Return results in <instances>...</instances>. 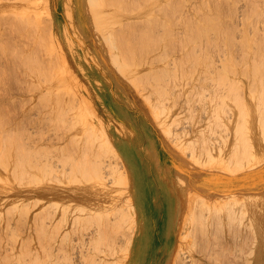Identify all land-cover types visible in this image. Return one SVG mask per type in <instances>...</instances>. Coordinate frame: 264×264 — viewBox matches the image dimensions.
I'll return each mask as SVG.
<instances>
[{
  "label": "rangeland",
  "instance_id": "obj_1",
  "mask_svg": "<svg viewBox=\"0 0 264 264\" xmlns=\"http://www.w3.org/2000/svg\"><path fill=\"white\" fill-rule=\"evenodd\" d=\"M57 1L50 0V13L39 14L42 0H0V264H46L38 261V251L52 242L66 241L64 223L75 228L74 239L78 232L94 229L103 221L106 224L109 214L127 209L130 199L136 219L142 206L141 214L150 219L138 221L128 264H168L167 257L179 248L180 260L186 261L175 259V264H241L239 258L255 249L251 228L264 224V152L260 153L264 142L257 140L264 127V31L245 20L255 19L253 2L261 8L257 15L261 26L264 0H116L112 7L106 4L109 10L104 8L112 16L107 19L113 20L112 10L122 5L126 12L118 9L119 15L114 11L116 22L127 15L129 19L124 18L134 25H121L123 36L119 23L110 21L109 26L119 29L120 35L113 31L120 36H113L118 50L112 34L107 41L96 37L89 19L78 14L80 0H70L71 10H65L70 22H63L62 13L52 9ZM125 6L130 10L135 6V13L142 11V16L129 9L128 15ZM14 9L28 16L22 13L15 17L10 14ZM51 17L56 20L54 29L43 31ZM136 17H147L146 25ZM137 33L141 40L135 38ZM130 59H136L133 64L141 63L134 66L137 70L133 67L130 71ZM143 70L147 72V84L141 80L146 92L137 80ZM134 71L139 74L137 79ZM255 79H261V86L251 89L250 82ZM224 83L227 89L221 95L218 88ZM156 102L162 107H156ZM247 109L250 113L246 115ZM231 111L232 121L228 116ZM242 120L248 124L243 130L239 126L242 136L236 134L238 137H232L228 144L234 151L244 152L247 133L252 128V133L258 131L256 141L254 133L250 137L256 156L250 163L242 162L243 153L237 156L229 152L223 136L219 138L224 141L219 144L226 147L223 151L210 147L215 141L218 145L215 133L235 135L233 127L238 130L239 123L244 127ZM185 122L194 124L192 129L186 126L194 128L192 135ZM179 126L190 131H185L190 139L181 134ZM198 129L204 131L199 135ZM239 136L245 141L241 150ZM209 138L216 140L209 144ZM234 139L237 142L232 143ZM234 153V159L241 161L238 168L237 160L231 162ZM102 179L111 187L108 192L101 189ZM51 187L61 194V206L51 196L40 198L39 194ZM97 201V206L88 209ZM168 201L171 219H167L164 207ZM82 202L86 207L80 209L77 205ZM225 209L233 213L227 214ZM51 219L62 223L49 229ZM40 220L46 224L42 230ZM121 226H116L117 232L113 226L109 229L114 233L103 232L112 237L119 229L123 231ZM64 260L56 259L58 264Z\"/></svg>",
  "mask_w": 264,
  "mask_h": 264
},
{
  "label": "bare ground",
  "instance_id": "obj_2",
  "mask_svg": "<svg viewBox=\"0 0 264 264\" xmlns=\"http://www.w3.org/2000/svg\"><path fill=\"white\" fill-rule=\"evenodd\" d=\"M114 3H113V2ZM170 1V0H169ZM168 1V2H169ZM115 2H116V0L114 1V0H80V2H79V4H76V10L78 11V14L81 16V15H83L87 20L89 19V22H90V26L93 28V31H95L96 32V37H98V38H102L104 41H107V39H108V37H109V35L110 34H112L111 35V37H113V36H119L120 34L119 33H117V30H119L118 29V27H117V29H116V26L115 25H113V26H115V27H113V26H109L110 24V21L112 20V19H107V17H109V16H111V15H109V7H112L111 6V4L112 5H115ZM123 2H125L124 0H123ZM122 2V3H123ZM163 2V1H162ZM228 3V2H227ZM42 4H43V6H40L39 8H38V10H39V14L40 13H50L51 12V8H50V6L52 5H50V0H42ZM54 4V3H53ZM57 6L56 5H53V10H55V11H60L61 13H62V15H63V22H68L69 20H67L66 21V12H65V10L66 11H68V10H71V7H70V0H58L57 1ZM106 4H107V6L110 4V6H108V8H107V6H106ZM121 4V3H120ZM9 4H7V6H8ZM71 5H73V4H71ZM236 5H238V4H236ZM252 5L255 7V11L254 12H252V14H254V17H255V19L252 17L251 19L250 18H245V20L246 21H248V23L249 24H255L256 23V27L257 28H260L261 27V30H262V32L264 31V18H262V24H261V26L260 25H258V13H260L259 11L261 10V8H259V6L258 5H256L255 3H253L252 2ZM104 6V7H103ZM122 6V5H121ZM118 7L116 10L115 9H113L112 11H113V14H112V12H111V10H110V13L112 14V15H115L116 16V14H114L115 12H117L118 13V9L119 10H121L123 13L124 12H126L124 9V7ZM56 7V8H55ZM126 7V6H125ZM232 7H233V5H232ZM238 7H240L241 8V6L239 5ZM108 9V10H106L105 11V9ZM123 8V9H122ZM134 8H135V6H134ZM134 8H132L131 10H133ZM129 8L128 7H126V10L128 11L127 13H128V15L130 14L129 13V10H128ZM144 9V8H143ZM234 9V7L232 8V10ZM242 9V8H241ZM130 10V12H134L135 13V11L133 10V11H131ZM235 10H237L236 8H235ZM108 11V12H107ZM115 11V12H114ZM121 11H119V12H121ZM146 11V10H145ZM136 12H139V10L138 11H136ZM141 12V14H142V11H140ZM233 12H234V10H233ZM236 12V11H235ZM239 11H237V13H238ZM262 12L264 13V9L262 10ZM22 13H24V14H27V15H25V16H23V17H27L28 16V13H26V12H24V11H19V12H15V9L14 10H12L11 11V15H14L15 17H18L20 14H22ZM146 13H147V11H146ZM144 14L145 16H147V14ZM232 13V12H231ZM119 14V13H118ZM135 14H137V13H135ZM138 15V16H142V15ZM52 15V14H51ZM120 15V14H119ZM134 15V14H133ZM249 16H250V14H248ZM113 17L114 19L112 20L114 23H119L118 24V26H119V28H120V31H122L121 29V25H123L124 27H125V24L127 25V23H128V25L129 24H132V22L130 23L129 21H128V17H127V15H126V17H125V15H122L121 17H123L122 19H124V20H126L125 18H128L125 22H123L124 20H122V22L124 23V24H121L122 22H121V20L119 19V21L118 22H116L117 20H115L116 18H117V16L116 17ZM125 17V18H124ZM131 17V16H130ZM111 18H112V16H111ZM119 18H120V16H119ZM137 18V17H136ZM139 18V17H138ZM137 18V19H138ZM141 18V17H140ZM55 18H53V17H51V20L50 21H48L47 23H48V25H46L45 23V27H44V25L42 26V29H43V27H44V29H43V31H45V29L46 28H52V29H54V22L56 21V20H54ZM135 18H131V21L132 20H134ZM136 19V20H137ZM142 19H143V17H142ZM142 19H138L137 21L139 22H147V21H144L145 19L147 20V17H144V20H142ZM232 19V18H231ZM231 19L229 18V20H230V22H231ZM242 19V18H241ZM142 20V21H141ZM234 20V19H233ZM135 21V20H134ZM200 21H202V20H200ZM203 21H204V19H203ZM70 22V21H69ZM127 22V23H126ZM137 22V23H138ZM139 22V23H140ZM206 22H209L210 23V21L208 20V21H206ZM112 23V22H111ZM134 23V22H133ZM213 23V25H214V22H212ZM232 24L233 23H235V22H231ZM259 23H261V22H259ZM59 25V24H58ZM67 25H69V24H67ZM71 25V24H70ZM127 25V26H128ZM145 25H146V23H145ZM130 26H134L133 24L132 25H129V27ZM85 27V26H84ZM87 27V26H86ZM109 27H113V28H110V30H112V32H110V30H109ZM127 28V27H126ZM131 28H133V27H131ZM256 28V29H257ZM39 29V26H37V30ZM41 29V28H40ZM39 29V31H42V29L40 30ZM62 29V28H61ZM116 29V30H115ZM147 29V28H146ZM56 30V29H55ZM260 30V31H261ZM42 31V32H43ZM88 31V30H87ZM115 32V34L117 33V34H119V35H114V32ZM110 32V33H109ZM119 32V31H118ZM122 33H123V31H122ZM135 33V32H134ZM56 34V33H55ZM136 34V33H135ZM139 34H140V36H142V32L140 31L139 32ZM138 33H137V36L135 37V38H139V40H141L140 39V36L138 37V35H139ZM263 34V33H262ZM261 34V35H262ZM53 35V34H52ZM93 36V35H92ZM123 36H124V33H123ZM144 36V35H143ZM213 36V35H212ZM263 36V35H262ZM53 37H54V35H53ZM57 37V36H56ZM110 37V38H111ZM120 37V36H119ZM91 38V37H90ZM135 38H133V39H135ZM142 38V37H141ZM144 38H145V36H144ZM234 38V37H233ZM254 38V37H253ZM261 38V37H260ZM94 39V41H95V38H93ZM114 39V37L111 39V40H113ZM116 39V38H115ZM114 39V40H115ZM117 39H118V37H117ZM214 39V38H213ZM90 40V39H89ZM91 40H92V38H91ZM113 40V41H114ZM119 40V39H118ZM54 41H55V38H54ZM115 42H116V40H115ZM121 42H123V39H122V41ZM120 41H119V43L120 44H122ZM240 42H242L241 41V39H240ZM102 43H103V41H102ZM108 43V42H107ZM193 43V42H192ZM195 43V42H194ZM193 43V44H194ZM98 44V43H97ZM96 44V45H97ZM106 44V43H105ZM110 44V42L108 43V45ZM113 44L116 46L115 47V49L116 48H118L117 46V42H116V44L113 42ZM93 45V44H92ZM95 46V45H94ZM106 46H107V44H106ZM112 46V45H111ZM195 46H196V44H195ZM96 47V46H95ZM108 47V46H107ZM109 47H110V45H109ZM111 48V47H110ZM99 49V48H98ZM107 49H109V48H107ZM112 49V48H111ZM122 49V48H121ZM120 48H119V50H120V53H121V50ZM123 49H125V48H123ZM116 50H118V49H116ZM115 50V51H116ZM106 51V50H105ZM226 52V51H225ZM224 52V53H225ZM99 53V52H98ZM101 54V53H100ZM108 54V53H107ZM112 54H113V52H112ZM115 54V53H114ZM119 54V53H118ZM226 54H227V52H226ZM225 54V55H226ZM124 54H122V56L121 57H123V61H124V56H123ZM132 55H134L133 53H132ZM225 55H223L222 56V58L225 56ZM229 55V57H230V54H228ZM100 56V55H99ZM118 56V55H117ZM125 56H127V54H125ZM129 56V55H128ZM127 56V57H128ZM105 57H106V55H105ZM109 57V56H108ZM108 57H106V58H108ZM126 57V59L125 60H128V58ZM130 57H132V56H130ZM218 57H220L219 56V54H218ZM112 58V57H111ZM100 59H102L101 58V56H100ZM229 59V58H228ZM113 60V59H112ZM136 61V59H133V60H131L130 59V62H127V63H129V65H127V66H131V64L133 65L132 67H130L131 69H130V71L133 69V67L134 66H136V64L137 63H139V62H136V64L134 65L133 64V62H135ZM217 60V59H216ZM219 60V59H218ZM223 60V59H222ZM225 60H226V58H225ZM225 60H223V61H225ZM108 61V60H107ZM119 61V60H118ZM117 61V62H118ZM129 61V60H128ZM199 61H200V59H199ZM114 63H115V61H113ZM132 62V63H131ZM219 62H221V60H219ZM112 63V62H111ZM113 63V64H114ZM125 63V62H124ZM119 64H120V61H119ZM122 64V63H121ZM120 64V65H121ZM139 64H141V63H139ZM143 64V63H142ZM145 64H147V63H145ZM226 64V63H225ZM103 65H104V62H103ZM106 65V64H105ZM120 65H119V67H120ZM125 65H126V63H125ZM205 65V64H204ZM115 66H116V64H115ZM114 66V67H115ZM200 66V65H199ZM206 66V65H205ZM208 66V65H207ZM210 66H212V65H210ZM215 66V65H214ZM225 66V65H224ZM263 66H264V64H263ZM262 66V67H263ZM106 67H107V65H106ZM105 67V68H106ZM109 67V66H108ZM108 67H107V70H108ZM114 67L112 68V69H114ZM124 67V66H123ZM126 67V66H125ZM209 67V66H208ZM208 67H206V68H208ZM221 67V66H220ZM227 67V66H226ZM225 67V68H226ZM135 68V67H134ZM137 68V67H136ZM133 69V70H137V69ZM143 68H145L144 67V65H143ZM205 68V69H206ZM215 68V67H214ZM225 68H223L224 70H226ZM111 69V68H110ZM109 69V70H110ZM210 69V68H209ZM209 69H208V71H209ZM261 69V68H260ZM207 70V69H206ZM206 70H204V72L205 73H207L208 71H206ZM212 70H213V68H212ZM216 70V69H215ZM215 70H213V71H215ZM262 70H263V68H262ZM112 71V70H111ZM120 71V70H119ZM142 71V70H141ZM148 71V70H147ZM202 71H203V69H202ZM211 71V70H210ZM212 71V72H213ZM221 71H223V70H221ZM264 71V70H263ZM263 71L261 72V73H263ZM134 72H137V71H134ZM143 72H144V70H143ZM146 72V71H145ZM145 72L144 73H139L140 75H141V78L140 79H137L138 78V76H139V74H138V72L136 73V74H138V75H136L137 77H135V79H137V80H140V82L142 83V79L144 80L143 82L144 83H146L147 84V78H145V77H147V72H146V74H145ZM149 72V71H148ZM203 72V73H204ZM225 72V71H224ZM110 73V72H109ZM112 73V72H111ZM113 73H115V72H113ZM122 73V72H121ZM209 73H211V72H209ZM260 73V72H259ZM260 73V74H261ZM123 74V73H122ZM142 74H144V76H143V78H142ZM264 74V73H263ZM263 74H262V76H261V78L263 77ZM117 75V74H116ZM115 75V76H116ZM146 75V76H145ZM227 75V74H226ZM238 75V74H237ZM258 75V74H257ZM257 75L255 76V75H253L254 77H256L257 78ZM229 76H232L231 74L229 75ZM228 76V77H229ZM251 76V75H250ZM252 76V77H253ZM113 77H114V74H113ZM119 77V76H118ZM117 77V78H118ZM251 77V78H252ZM253 77V78H254ZM120 78V77H119ZM133 78V77H132ZM132 78H130V79H132ZM146 79V81H145V79ZM233 78H234V76H233ZM260 78V77H259ZM258 78V79H259ZM115 79V78H114ZM130 79H129V81H130ZM228 79H230V78H227V80ZM116 80V79H115ZM118 80H120V79H118ZM127 80V79H126ZM137 80H136V82H137ZM231 80V79H230ZM229 80V81H230ZM239 80L240 79H238V81L237 82H239ZM121 81V80H120ZM247 81H249V80H247ZM253 81V80H252ZM260 81H261V79H260ZM259 80H254L253 82H250L251 83V85H249L250 87H251V89L252 88H255V89H258L257 87L258 86H261V82H260ZM263 81V80H262ZM128 82V81H127ZM231 82H232V80H231ZM234 82V81H233ZM237 82H235L236 84H238ZM138 83H139V81H138ZM140 83V84H141ZM228 83V82H227ZM239 83H241V82H239ZM242 83H244L245 84V82H242ZM119 84V83H118ZM220 84V83H219ZM249 84V83H248ZM248 84H246V86L248 85ZM120 85V84H119ZM139 85V84H138ZM222 85V84H221ZM141 86H143L144 88H145V85L142 83L141 84ZM138 87H140V86H138ZM137 87V88H138ZM248 87V86H247ZM263 88H264V85L262 86ZM144 88H142V89H144ZM217 88H218V86H217ZM141 89V88H140ZM140 89H138V90H140ZM166 89V88H165ZM220 89V90H219ZM224 89H227V87H226V85H225V83H224V86H220L219 88H218V90L219 91H221V95L223 94L222 92H224L225 90ZM250 89V88H249ZM134 90V89H133ZM145 90V92L147 91V86H146V88L144 89ZM159 89H157V91H158ZM161 90V89H160ZM159 90V91H160ZM167 90V89H166ZM224 90V91H223ZM264 90V89H263ZM135 91H136V89H135ZM158 91V93H160ZM250 91V90H249ZM162 92V91H161ZM161 95H162V93H160ZM224 94H225V92H224ZM160 95V96H161ZM167 97V96H166ZM264 98V97H263ZM164 99H166L165 97H164ZM142 101V100H141ZM159 102H161V101H159ZM155 104V103H154ZM220 104V103H219ZM263 104V103H262ZM142 105H143V103H142ZM157 105V106H156ZM145 106V105H144ZM155 106L156 107H160V105L159 104H157V102H156V104H155ZM220 106V105H219ZM158 107V108H159ZM162 107V106H161ZM160 107V108H161ZM210 108V107H209ZM220 108V107H219ZM222 109H223V107H221ZM226 108V107H225ZM208 109V108H207ZM211 109V108H210ZM231 109V108H230ZM249 109V108H248ZM248 109L247 110H242V111H244L245 112V114L247 115V114H249L248 113ZM216 110V109H215ZM214 110V112L215 113H217L218 112V110H221V109H217V112ZM228 110V109H227ZM237 110H238V108H237ZM164 111V110H163ZM206 111H208V110H206ZM230 111V110H229ZM228 111V112H229ZM241 111V112H242ZM247 111V112H246ZM210 112V111H209ZM208 112V113H209ZM223 112H225V111H223ZM232 112V113H231ZM230 112V114L228 115V113L227 114H225L226 115V117H227V115L228 116H231V114H234L233 113V111H231ZM240 112V113H241ZM204 113H207V112H204ZM239 113V114H240ZM242 115L244 116V113H242ZM245 115V116H246ZM202 116V115H201ZM200 116V117H201ZM205 116H206V114L204 115V118H205ZM235 116V115H234ZM238 115H236V117H237ZM243 116H241V118H243ZM249 116V115H248ZM252 116H254V115H252ZM212 117V116H211ZM224 117V116H223ZM240 117V116H239ZM247 117V116H246ZM245 117V118H246ZM221 118H222V116H221ZM231 118V121L233 120V116H231L230 117ZM235 118V117H234ZM244 118V119H245ZM168 119H170V117H168ZM228 119V117L225 119L226 121V124H227V120ZM236 119H238V118H236ZM247 119V118H246ZM249 120V119H248ZM194 121V119L191 121V124H192V122ZM196 121L198 122V120L196 119ZM195 121V122H196ZM206 121V120H205ZM212 121V120H211ZM236 121V123H237V120H235ZM239 121V120H238ZM243 121V120H242ZM246 121V120H245ZM260 121V120H259ZM197 122H196V124H197ZM208 122H209V120H208ZM208 122H206V123H208ZM251 122H254V120L253 121H251ZM258 122V121H257ZM263 121L261 120V122H260V124L262 123ZM178 123V122H177ZM194 123V122H193ZM220 123V122H219ZM222 123V122H221ZM228 123H229V121H228ZM230 123H232V122H230ZM183 125H184V123H182ZM196 124H195V126H196ZM199 124V123H198ZM197 124V126H199ZM210 124V123H209ZM225 124V125H226ZM234 124H235V122H234ZM244 124V121L242 122V125ZM255 124V123H254ZM263 124H264V122H263ZM189 127L190 126H192V127H194L193 125H190V122H189ZM187 125V122H185V129H189V127L187 128L186 126H188ZM222 125H223V123H222ZM246 125H248L247 124V122H246ZM245 124H244V127L242 126L241 127V123H239L237 126H238V130H237V127H233V129H236V130H232V132L234 131V133H235V135L234 134H231V133H228V131L226 132V133H228L227 134V136H224L223 134L225 133V132H222V130L223 131H225V130H227V128H225V127H223L224 129H222L221 130V132L222 133H220V132H217V133H215L217 136H215L214 135V133H213V131H212V136H215V138L216 139H218L219 140V142H218V145H215V143H217L215 140V138H214V140H212L213 142H214V144H212L210 147L214 150H216L217 151V148H218V152H219V149H221L222 151L224 150V148H226L225 147V144H223L224 143V141H226L227 142V145L226 146H228L231 142L229 141L232 137L234 138V137H238V135H240L242 132H239L240 131V129H239V126H240V128H241V130H243V128H245V127H247ZM259 125V124H258ZM181 126V125H180ZM179 126V127H180ZM195 127L196 129L198 128V127ZM224 126V125H223ZM230 126V125H229ZM251 126V125H250ZM262 126V125H261ZM251 127H253V126H251ZM181 128V130L182 129H184V128H182V127H180ZM199 128H201V127H199ZM230 128V127H229ZM257 128V127H256ZM264 128V127H263ZM262 127L260 128L262 131V136H259L258 137V135H257V140L259 139V141H261L260 139H262V142H264V140H263V134H264V129H263ZM190 129H192L191 127H190ZM189 129V130H190ZM195 129V130H196ZM232 129V128H231ZM230 129V130H231ZM249 129V128H248ZM258 129V128H257ZM185 130L186 132L188 131V132H190L191 131V135H192V132L194 131V128H193V131L192 130ZM210 130V129H209ZM216 130V129H215ZM229 130V129H228ZM230 130H229V132H230ZM246 130H247V128L245 129V132H246ZM252 130L253 131H255V129H253L252 128ZM252 130L250 129L249 130V132L247 133L248 135H249V137H247L248 139H246L247 141L245 142L240 136V138H238L240 141H238L237 142V138L236 139H234V141H232V143H235V141L238 143V145H239V150H241V148L243 147V144H245V143H248L247 145L245 144L244 145V147H245V149H244V147L242 148V149H244V150H246V151H244V150H242V151H244V152H237V151H234V149L232 148V146L231 145H229V147L231 146V149L228 147V151L230 152V150H232V151H234L236 154H237V156H238V154H241V153H243L244 154V156L246 157L245 159L243 158L244 156H243V154L242 155H240L241 157L240 158H242V162L244 161V160H248L247 161V163H250L249 161H251L252 160V157H254L253 156V147H252V145L254 144L252 141V137H253V133H252ZM180 131V130H179ZM183 131V133H181V134H184V133H186L184 130H182ZM201 131H204L203 129L201 130ZM200 131V132H201ZM235 131H237V133L235 132ZM248 131V130H247ZM181 132V131H180ZM180 132H176V133H180ZM187 132V133H188ZM198 132H199V129H198ZM200 132L198 133L199 135H200ZM260 132V133H261ZM176 133H174V136H175V134ZM186 133V134H187ZM194 133V132H193ZM219 133H220V135H219ZM256 133H258V131L256 132ZM256 133H254L255 135H254V141H256L255 140V138H256ZM195 134H196V132H195ZM195 134L193 135V136H195ZM236 134H238V135H236ZM177 135V134H176ZM180 135V134H179ZM211 135V134H210ZM246 134L244 133V136H245ZM248 135H246V136H248ZM185 136V135H184ZM183 135H182V137H184ZM187 136V138H189L190 139V135L189 134H187L186 135ZM185 136V137H186ZM220 136L222 137H224V138H226L224 141H222L223 143H221V144H219L221 141H220ZM241 136H242V134H241ZM244 136H243V138H244ZM252 136V137H251ZM179 138H181V136H178ZM205 137V136H204ZM208 137H210V136H208ZM222 137V138H223ZM251 137V138H250ZM261 137H263V138H261ZM207 138V137H206ZM206 138H205V141H206ZM213 138V137H212ZM250 138V139H249ZM182 139H185V138H182ZM210 139V138H209ZM208 139V140H209ZM241 139L243 140V141H241ZM249 140V141H248ZM212 141H211V139L208 141L209 142V144H211L212 143ZM203 142V141H202ZM207 142V141H206ZM205 142V143H206ZM211 142V143H210ZM225 142V143H226ZM245 142V143H244ZM249 142H250V144H249ZM258 142V141H257ZM261 142V143H262ZM229 143V144H228ZM242 145H241V144ZM260 142H258V145H260L261 144ZM252 144V145H251ZM256 144V143H255ZM263 144V147H264V143H262ZM221 145L223 146V148H221ZM236 145L237 144H234V148L236 147ZM255 146V145H254ZM220 147V148H219ZM241 147V148H240ZM262 149V147H259L258 148V151H259V149ZM237 149V148H236ZM235 149V150H236ZM257 149V148H256ZM260 149V150H261ZM264 149V148H263ZM200 150V149H199ZM214 150V151H215ZM195 151H197V150H195ZM201 151H202V149H201ZM203 151H205L204 150V148H203ZM231 151V152H232ZM264 152V150H261L260 151V153L261 152ZM204 153V152H203ZM203 153H202V155H203ZM217 153V152H216ZM222 153V152H221ZM221 153H219L220 155H218V156H221ZM227 153V152H226ZM235 153H234V155H233V159L231 158V162L233 163H235V161L237 160V162L235 163V165L237 164V163H239V162H241L240 161V158H238V159H234V157L236 156L235 155ZM248 153V154H247ZM257 153H259V152H257ZM201 154V153H200ZM205 154V153H204ZM223 154V153H222ZM232 154V153H231ZM231 154H230V157H231ZM252 154V155H251ZM255 154V153H254ZM264 154V153H263ZM198 155V154H197ZM201 155V156H202ZM226 155V154H225ZM228 155V154H227ZM257 155V154H256ZM236 156V157H237ZM264 156V155H263ZM223 157V156H222ZM230 157H229V159H230ZM249 157H251V158H249ZM256 157V156H255ZM225 158V157H224ZM220 159V158H219ZM251 159V160H250ZM227 160V159H226ZM232 160H235V161H232ZM38 161H39V159H38ZM41 161V160H40ZM39 161V162H40ZM230 161V160H229ZM239 161V162H238ZM32 162V161H31ZM34 162V161H33ZM32 162V164L36 167L39 163H37V165H35V163H33ZM37 162V161H36ZM228 162V161H227ZM226 162V163H227ZM245 163H246V161H244ZM243 162V163H244ZM243 163L241 164H239V165H242L243 166ZM32 164H30L33 168H34V166L32 165ZM49 164V163H48ZM47 164V165H48ZM29 165V166H30ZM40 165H42L43 166V164H41L40 163ZM46 165V164H45ZM54 165V164H53ZM229 165V164H228ZM30 166V167H31ZM51 166V165H50ZM230 166V165H229ZM237 166V168H238V165H236ZM236 166H235V168H236ZM37 167H41V166H37ZM36 167V168H37ZM47 167H49V165L47 166ZM53 167V166H52ZM51 167V168H52ZM233 167V166H232ZM253 167H257V166H253ZM36 168H34V169H36ZM42 168V167H41ZM235 168L233 167V169L235 170ZM32 169V168H31ZM40 169V168H39ZM52 169H54V168H52ZM243 169V168H242ZM49 170H50V168H49ZM233 170V171H234ZM239 170L240 169H238V172H239ZM53 171H55V170H53ZM232 171V170H231ZM57 174H60V172H56ZM232 173V172H231ZM234 174V173H233ZM63 175H65V173H64V171H63ZM262 175V174H261ZM57 177H58V175H56ZM264 176V175H263ZM58 179H59V177H58ZM63 179V178H62ZM60 181V180H59ZM58 182V181H57ZM61 182H62V180H61ZM124 182H125V179H124ZM111 184H113V181L111 182ZM111 188V187H110ZM110 188H108L107 186H106V184H105V182H104V180L102 179V184H101V189L104 191H106V192H108L107 190H109ZM45 190H47V189H45ZM58 189L56 188V190H54V187H51L50 189H48L47 191H45V193L43 192L42 194H39V196H40V198H41V196L42 195H44V196H51L52 198H53V200L55 201V199H56V202H57V204L59 203H61V200L60 201H58V199H60V195L61 194H59L58 193V191H57ZM56 191H57V193H56ZM149 192V191H148ZM165 193H167V192H165ZM261 193V192H260ZM108 194H110V191H109V193ZM57 196V197H56ZM166 196V195H165ZM193 196V195H192ZM195 196V195H194ZM193 196V197H194ZM229 196V195H228ZM197 198V197H196ZM41 199H43V198H41ZM198 199V198H197ZM193 202V201H192ZM232 202V201H231ZM239 202V201H238ZM249 202V201H248ZM97 203H98V201L97 202H95V204H91V205H89V204H87V205H89L88 206V209H90V208H92L93 206H97ZM241 203V202H240ZM58 204V206H61V204L59 205ZM127 204H128V206H127V209H125L124 211H115V215L113 216L112 214H109V215H111L110 216V218L111 219H109V217H108V221H106V224H105V222L102 224L101 222L98 224V226L96 227V228H94V229H91V230H87L86 229V231H84V232H78V233H76V236H75V238L73 239L71 236H72V234L74 233V231H75V228L72 226V224H70L69 222H67V223H64L63 224V226H62V230L64 231V232H66L67 233V235H68V237H67V239H66V241L64 242V243H59V242H52V243H50L49 244V246L48 247H46L45 249H43L42 247H40V249H39V253H38V261L39 262H41L42 260H44V262L46 263V264H48V261H49V264H58V262L56 261V259L58 258V257H62L63 259H65L64 260V262L62 263V264H128L129 263V257H130V250H131V245H132V240L134 239V236H135V230H136V228H137V225H138V221L140 220V221H143L144 219H147V220H149L150 218L148 217V216H145V215H143V214H141V213H143V206L142 207H139L138 208V217H139V220H137L136 219V213H135V207H134V205H133V200L131 201V199L130 200H128V202H127ZM165 204V203H164ZM230 204V203H229ZM233 204L234 203H232L231 205L233 206ZM239 204V203H238ZM230 205V206H231ZM247 205H248V203H247ZM64 206V205H63ZM62 206V207H63ZM229 206V205H228ZM229 206V207H230ZM262 206V205H261ZM1 207V206H0ZM65 207V206H64ZM77 207L78 208H85L86 207V205L82 202V203H78V205H77ZM165 207V211H166V217H167V219H171V210H172V207H171V205H170V203H169V201L168 202H166V205L164 206ZM225 207V206H224ZM234 207V206H233ZM255 208V207H254ZM227 209H230V208H228L227 207ZM227 209H225V211H227ZM235 209V211H234V213L236 212V207L234 208ZM233 209V210H234ZM238 209V208H237ZM179 210V209H178ZM230 211H231V209H230ZM119 212V217H117V213ZM124 212V214H126V216L124 215L123 216V213ZM136 212H137V209H136ZM228 212L229 211H227V214H228ZM257 212V211H256ZM230 214H232L231 212H229ZM121 214H122V216H121ZM246 214V213H245ZM243 215V214H242ZM115 216H116V218H115ZM245 216V215H244ZM114 217V218H113ZM124 217V218H123ZM229 217V216H228ZM235 217V216H234ZM113 218V219H112ZM122 218V219H121ZM240 218V217H239ZM251 218V217H250ZM53 219V218H52ZM52 219L50 220V221H52ZM115 219H116V221H115ZM119 219V220H118ZM56 219H54V221H55ZM66 220V219H65ZM114 220V221H113ZM163 220V219H162ZM41 222H40V224H39V229L40 230H42V228L46 225H44V222H42V220H40ZM54 221H52V222H50L49 223V225H48V227H49V229L50 228H52V227H54V226H56V223H62L61 221H59V220H57L58 222H54ZM114 222V225H113V222ZM145 221V220H144ZM122 222V223H121ZM246 222V221H245ZM115 223H120V225L118 226V224L116 225L118 228L121 226V224H122V226H121V228L123 227V231H122V229H121V233L119 232L120 231V229H119V231H118V234H111L112 235V237H110V236H108V233L111 231L109 228H111V226H113V230L114 231H116L117 232V229L115 230V228H116V226H115ZM164 223V222H163ZM166 223V222H165ZM101 224V225H100ZM240 224V223H239ZM247 224V223H246ZM252 224V223H251ZM101 227H100V226ZM114 226H115V228H114ZM253 226V225H252ZM251 226V227H252ZM105 227V228H104ZM240 227H243V226H240ZM257 227L258 228H256V227H253L254 228V230H253V228H251L252 229V231H254L252 234H254L253 236L255 237L254 238V240L253 241H255V242H253V245H254V247H255V249H253V250H250V251H248L247 253L248 254H246V255H244V256H242L243 258L241 259V258H239V260H240V262H241V264H264V224L262 225L261 223L259 224L258 223V225H257ZM103 229H105V231H108V233H106L107 234V237L105 236L106 234L103 232ZM109 229V230H108ZM169 229V228H168ZM241 229V228H240ZM114 231H111L112 233H114ZM110 232V233H111ZM115 232V233H116ZM109 233V234H110ZM103 234H105V235H103ZM70 235V236H69ZM114 235V236H113ZM117 235H118V237H117ZM176 247V246H175ZM176 249V248H175ZM174 249V250H175ZM169 250V249H168ZM171 250V249H170ZM181 249L179 248V249H176V251L174 252H172L173 253V255L172 254H170L171 256H169V257H167L168 258V264H175V261H177V260H175V259H179V261H186V260H184V259H182V260H180V257H182V255L180 256V253H181ZM168 253V252H167ZM242 255V254H241ZM241 257V256H240ZM5 260V259H4ZM46 260V261H45ZM5 263H6V261H5ZM163 264V263H162ZM176 264H177V262H176Z\"/></svg>",
  "mask_w": 264,
  "mask_h": 264
}]
</instances>
